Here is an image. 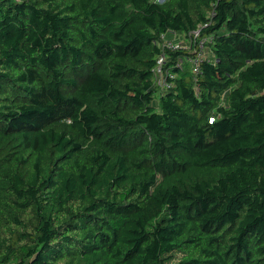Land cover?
<instances>
[{
  "label": "trees",
  "instance_id": "obj_1",
  "mask_svg": "<svg viewBox=\"0 0 264 264\" xmlns=\"http://www.w3.org/2000/svg\"><path fill=\"white\" fill-rule=\"evenodd\" d=\"M0 264H264V0H0Z\"/></svg>",
  "mask_w": 264,
  "mask_h": 264
},
{
  "label": "built area",
  "instance_id": "obj_2",
  "mask_svg": "<svg viewBox=\"0 0 264 264\" xmlns=\"http://www.w3.org/2000/svg\"><path fill=\"white\" fill-rule=\"evenodd\" d=\"M200 37V31L192 33L189 40H183L180 41L179 35L174 34V38L168 39L163 38V47L164 49L169 50H188L193 51L194 56L197 57L195 59H192L190 62L193 66L194 73L199 72L200 63L201 61L206 60V45L208 42H211L212 40H204L200 44H198V39ZM165 63H166V56L162 55L160 58L157 68L155 69V79H156V85L162 90L170 89V86L167 84L166 77L168 76V73L165 70Z\"/></svg>",
  "mask_w": 264,
  "mask_h": 264
},
{
  "label": "rangeland",
  "instance_id": "obj_3",
  "mask_svg": "<svg viewBox=\"0 0 264 264\" xmlns=\"http://www.w3.org/2000/svg\"><path fill=\"white\" fill-rule=\"evenodd\" d=\"M157 1H158L159 3H161V2L166 1V0H157ZM168 38L172 40V39H173L172 34H169V37H168ZM179 38H180V41L185 40L183 36H179Z\"/></svg>",
  "mask_w": 264,
  "mask_h": 264
},
{
  "label": "crops",
  "instance_id": "obj_4",
  "mask_svg": "<svg viewBox=\"0 0 264 264\" xmlns=\"http://www.w3.org/2000/svg\"><path fill=\"white\" fill-rule=\"evenodd\" d=\"M172 36H173V34H172ZM168 37H169V35H168ZM174 38V37H173Z\"/></svg>",
  "mask_w": 264,
  "mask_h": 264
}]
</instances>
